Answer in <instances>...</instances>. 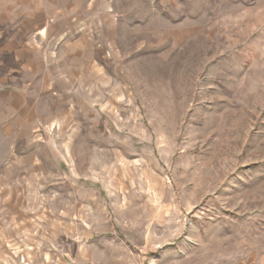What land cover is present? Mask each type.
Instances as JSON below:
<instances>
[{"label": "rangeland", "instance_id": "374dc122", "mask_svg": "<svg viewBox=\"0 0 264 264\" xmlns=\"http://www.w3.org/2000/svg\"><path fill=\"white\" fill-rule=\"evenodd\" d=\"M0 264H264V0H0Z\"/></svg>", "mask_w": 264, "mask_h": 264}]
</instances>
